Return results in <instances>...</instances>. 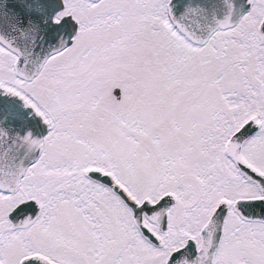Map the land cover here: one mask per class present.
Returning a JSON list of instances; mask_svg holds the SVG:
<instances>
[{"label": "snow or ice", "instance_id": "snow-or-ice-1", "mask_svg": "<svg viewBox=\"0 0 264 264\" xmlns=\"http://www.w3.org/2000/svg\"><path fill=\"white\" fill-rule=\"evenodd\" d=\"M0 264H264V0H0Z\"/></svg>", "mask_w": 264, "mask_h": 264}]
</instances>
